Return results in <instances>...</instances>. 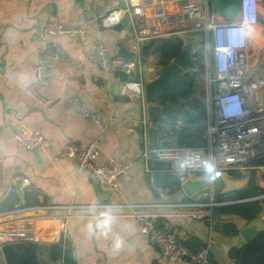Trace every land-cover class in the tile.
<instances>
[{
	"label": "crops",
	"instance_id": "1",
	"mask_svg": "<svg viewBox=\"0 0 264 264\" xmlns=\"http://www.w3.org/2000/svg\"><path fill=\"white\" fill-rule=\"evenodd\" d=\"M167 1L168 13L177 12L179 4ZM210 5L213 7L211 0ZM125 7L124 0H0V203L14 186L21 192L20 205L26 208L195 201L186 199L178 187L154 193L147 185L148 173L142 159L147 104L144 107L141 98L126 90L118 72H105L90 61L98 45H103L111 57H119L125 47L134 60L133 33L123 39L122 33L106 28L101 19L88 23L85 16L95 8L111 12ZM155 10L151 7L149 15ZM49 22L81 28L84 34L49 36L43 29ZM186 28L187 25L169 24L148 46L139 45L141 76L146 84L158 77L159 67L165 66L160 55L153 53L155 43L177 37L182 40ZM250 32L253 42L263 38L264 0H259V24L251 27ZM198 37L201 41L197 48L202 43L205 49L203 38ZM36 66H42L49 74L43 89L50 101L47 107L27 93L36 80ZM184 74L182 71L180 75ZM74 101H79L85 112L98 120L87 117ZM159 121L148 122L163 132L164 140L173 138L170 127ZM177 125L183 124L177 120ZM20 126L42 133L49 141L47 150L33 152L17 145L12 135ZM92 142L99 145L97 165L118 161L130 166L114 188L98 187L89 174L79 171L75 161L60 155L69 143L85 148ZM157 164L151 160L149 165L152 170L166 168H156ZM255 174L258 187L264 191V175ZM216 193L223 194L215 192L214 202ZM263 195L239 202L262 201L264 198H258ZM216 203L219 205L215 207L182 210L165 207L30 210L18 217L0 219L2 263H6L3 254L6 241L45 244V248H38L42 264H49L46 256L49 246L63 241L64 246L70 247L76 264H164L157 248L140 231L139 217L146 216L161 229L174 232L193 252L208 246L209 264H237L235 251L248 243L240 233L250 222L235 215L213 217L214 208L228 204Z\"/></svg>",
	"mask_w": 264,
	"mask_h": 264
},
{
	"label": "built area",
	"instance_id": "2",
	"mask_svg": "<svg viewBox=\"0 0 264 264\" xmlns=\"http://www.w3.org/2000/svg\"><path fill=\"white\" fill-rule=\"evenodd\" d=\"M126 7L107 12L95 8L85 13L88 23L101 19L106 28H114L123 18H128L134 28V60L128 61L121 57H111L103 45H98L91 55L90 61L105 72L123 71L127 74L138 73L135 81L126 82L128 92L141 98L146 106L145 85L142 75V60L139 45L144 40L159 38L164 27L169 24L187 25L182 32L184 35L201 36L211 47L212 64L205 63L207 76L205 83L206 96V133L203 147L172 146L158 149L155 159L151 157L152 150L148 139L149 122L143 119L144 151L142 159L148 174L154 173H181L182 180L191 175L204 176L205 162L214 166L212 175L229 173L237 175L238 179L249 176L251 173L264 174V79L255 77L252 73V35L251 27L259 24V0H240L241 12L235 21H229L219 15L210 5V0H172L179 4L177 12L168 13L167 0H158L156 3L146 0H124ZM186 3V4H185ZM156 10L149 15V9ZM45 34L52 37L83 35L81 28H67L57 22H49L44 26ZM195 61V58H193ZM36 80L28 87L27 93L41 106L50 105L49 99L43 94L48 83L49 74L42 66L35 68ZM197 71V70H196ZM212 71V72H211ZM75 105L87 117H93L85 112L79 101ZM97 119V117H93ZM14 142L33 152H45L49 141L37 131L26 127H17L12 135ZM61 157L76 162L79 171L89 174L98 187L111 189L115 187L119 177L126 174L130 166L118 161L109 165L99 166L96 160L99 157V145L90 143L81 148L69 143L60 151ZM165 163L164 170H152L150 161ZM27 182V181H25ZM211 200L206 203L185 201L167 204H140L125 205L103 203L97 205H47L39 208L18 207L0 213V219L18 217L30 210L51 212L56 210L73 211L77 208L104 211L108 209L149 207H165L171 209H191L215 207L219 205L213 201V189L210 191ZM264 198V195L259 197ZM140 231L149 238L150 243L159 252L164 264L187 262L190 264H209L210 250L206 246L193 252L186 247L179 237L172 231L159 229L156 221L140 216ZM36 240V239H35ZM37 241V240H36ZM12 241H6L10 243ZM6 264V263H1Z\"/></svg>",
	"mask_w": 264,
	"mask_h": 264
},
{
	"label": "water",
	"instance_id": "3",
	"mask_svg": "<svg viewBox=\"0 0 264 264\" xmlns=\"http://www.w3.org/2000/svg\"><path fill=\"white\" fill-rule=\"evenodd\" d=\"M211 4L219 15L229 21H235L241 12L240 0H211ZM113 29L122 33L123 39L128 33L130 34L134 31L128 18H123ZM181 38L183 40L181 53L174 59L171 65L159 67L158 77L145 85L148 121L151 124L162 119L178 120L183 125H203L204 123L203 117L191 109L179 110L172 106L163 105L161 102L165 93L173 86L182 71L193 75L197 70L193 56L201 38L191 35H182ZM150 43L151 40H144L142 42L145 47ZM119 57L133 61L131 52L125 47L121 49ZM117 75L121 80L126 82L135 81L138 77V73L127 74L125 72H118ZM162 134L163 132L157 126H149L148 137L150 149L152 150L151 157L153 159L156 157L154 151L177 144L175 137L164 140ZM182 178L183 174L181 173H154L152 175L148 174L146 181L154 193L156 190L160 191L178 187L186 199L195 200L202 204H206L211 200V189H213V196L215 192H221L223 194L233 193L246 188L250 181L249 176L244 179H238L229 173H220L213 182L205 180L204 176L191 175L184 180ZM20 195L21 192H19L18 186L12 187L5 199L0 203V213L20 207ZM261 232H264V213L261 217L251 221L241 231L240 235L245 242H249ZM37 247L42 249L46 245L39 243ZM1 263L2 259L0 255Z\"/></svg>",
	"mask_w": 264,
	"mask_h": 264
},
{
	"label": "trees",
	"instance_id": "4",
	"mask_svg": "<svg viewBox=\"0 0 264 264\" xmlns=\"http://www.w3.org/2000/svg\"><path fill=\"white\" fill-rule=\"evenodd\" d=\"M182 40L173 38L167 41L159 40L152 48L154 54L161 57V62L169 66L170 61L181 53ZM193 58L197 65V71L193 75H179L173 86L165 93L162 104L172 106L179 110L191 109L202 115L203 99L202 93L196 92L195 81L205 73L204 45L201 43ZM161 125L170 127L171 136L177 139L178 147H203L205 145L206 121L203 125H177V120L163 119ZM168 132V135H170ZM234 178L238 176L233 174ZM250 181L246 188L241 191L220 194L216 193V202L226 203L213 209V217L220 215H235L247 222H251L264 213V200L239 202L264 194L258 185L255 173L250 174ZM236 202V203H229ZM159 229L160 226L157 225ZM234 232H237L234 230ZM186 246V245H185ZM187 247V246H186ZM200 250V249H199ZM196 252V251H194ZM236 252V253H235ZM237 264H264V232L258 234L254 239L236 250ZM6 264H42L39 259V249L35 243H10L3 247ZM49 264H76L68 245L63 241L52 244L46 252Z\"/></svg>",
	"mask_w": 264,
	"mask_h": 264
},
{
	"label": "rangeland",
	"instance_id": "5",
	"mask_svg": "<svg viewBox=\"0 0 264 264\" xmlns=\"http://www.w3.org/2000/svg\"><path fill=\"white\" fill-rule=\"evenodd\" d=\"M211 47L206 44L204 49V60L211 65ZM251 61H252V73L255 77L264 79V32H263V38H259V40H255L252 43L251 48ZM212 72V71H211ZM206 73H204L201 77L197 78L195 81V88L196 92H205V83H206ZM203 99V106H202V115L203 118H206V102L204 101L205 96L202 95ZM158 167L156 168H164L167 165L165 163H158ZM259 175L263 173H257ZM264 175V174H263ZM262 176V175H261Z\"/></svg>",
	"mask_w": 264,
	"mask_h": 264
},
{
	"label": "clouds",
	"instance_id": "6",
	"mask_svg": "<svg viewBox=\"0 0 264 264\" xmlns=\"http://www.w3.org/2000/svg\"><path fill=\"white\" fill-rule=\"evenodd\" d=\"M209 168L212 170L214 169V166L209 165L207 162H205V167H204V179L211 182L214 179V176L212 175V171H209Z\"/></svg>",
	"mask_w": 264,
	"mask_h": 264
},
{
	"label": "bare ground",
	"instance_id": "7",
	"mask_svg": "<svg viewBox=\"0 0 264 264\" xmlns=\"http://www.w3.org/2000/svg\"><path fill=\"white\" fill-rule=\"evenodd\" d=\"M33 227H34V226H33ZM12 228H13V227H12ZM15 228H16V227H15ZM9 230H10V229H9ZM16 230H17V229H16ZM18 231H19V230H18ZM33 231H34V230H33ZM33 231H32V232H33ZM9 232H10V231H9ZM15 232H17V231H15ZM19 232H20V231H19ZM15 234H16V233H15ZM20 235H21V234H20ZM14 238H15V237H14ZM18 239H19V238H18Z\"/></svg>",
	"mask_w": 264,
	"mask_h": 264
},
{
	"label": "snow or ice",
	"instance_id": "8",
	"mask_svg": "<svg viewBox=\"0 0 264 264\" xmlns=\"http://www.w3.org/2000/svg\"><path fill=\"white\" fill-rule=\"evenodd\" d=\"M209 171L211 172V171H212V169H211V168H209ZM216 175H219V173H216Z\"/></svg>",
	"mask_w": 264,
	"mask_h": 264
}]
</instances>
